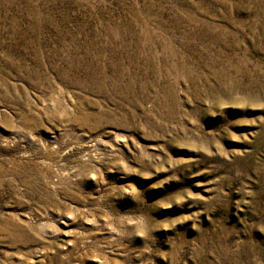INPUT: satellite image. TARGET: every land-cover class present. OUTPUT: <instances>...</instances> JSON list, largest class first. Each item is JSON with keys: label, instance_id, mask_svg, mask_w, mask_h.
I'll list each match as a JSON object with an SVG mask.
<instances>
[{"label": "rangeland", "instance_id": "obj_1", "mask_svg": "<svg viewBox=\"0 0 264 264\" xmlns=\"http://www.w3.org/2000/svg\"><path fill=\"white\" fill-rule=\"evenodd\" d=\"M0 264H264V0H0Z\"/></svg>", "mask_w": 264, "mask_h": 264}]
</instances>
